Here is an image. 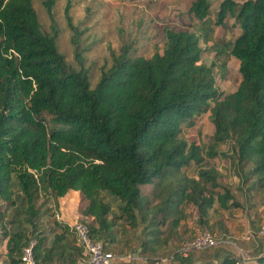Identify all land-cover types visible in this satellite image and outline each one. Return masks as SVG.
I'll return each instance as SVG.
<instances>
[{
	"label": "trees",
	"instance_id": "1",
	"mask_svg": "<svg viewBox=\"0 0 264 264\" xmlns=\"http://www.w3.org/2000/svg\"><path fill=\"white\" fill-rule=\"evenodd\" d=\"M57 1L42 0L50 16ZM70 6L67 0L73 26ZM189 12L208 22L209 0H193ZM229 16L241 32L224 40L225 48L218 41L213 47L239 61L242 78L234 91L217 87L215 60L202 61L201 37L171 28L149 55L139 53L137 41L113 51L111 66L93 85L77 47L79 69L60 52L58 29L43 30L34 0H0L3 264H23L31 241L36 264H74L86 256L70 224L54 212L49 224L42 220L48 201L57 207L71 190L88 200L82 216L92 238L117 255L130 250L113 244L121 221L124 230L143 222L148 237L138 253L151 262L162 256L160 244L182 246L190 229L187 205L196 207V222L205 230L225 234V212L244 208L245 191L222 182L215 166H201L196 176L182 171L204 156L229 157L241 184L251 183L264 205V0H222L216 25L226 27ZM206 112L214 128L208 144L183 138V126ZM104 192L119 199L117 211ZM211 210L218 215L213 223ZM180 248L172 256L176 264H193V252L183 256ZM218 264L239 260L227 254ZM249 264H264V253Z\"/></svg>",
	"mask_w": 264,
	"mask_h": 264
},
{
	"label": "rangeland",
	"instance_id": "2",
	"mask_svg": "<svg viewBox=\"0 0 264 264\" xmlns=\"http://www.w3.org/2000/svg\"><path fill=\"white\" fill-rule=\"evenodd\" d=\"M192 1L71 0L69 14L72 17L73 26L69 25L66 18L65 7L67 0L57 1L53 8V16L47 13V10L42 4V0H34V6L38 12L43 30L45 32H51L52 25L58 29L57 44L60 52L64 54L66 62L70 66L79 69L80 65L76 58L77 47L78 51L82 54L83 64L89 71L93 85L99 80L102 70L111 66L113 51L119 52L124 45H129L133 41H137L135 46H139V53L149 55L155 49V44H158L160 46L159 48L163 46L165 42V29L171 28L177 31L189 30L197 33L201 37V45L203 48L202 61L210 64L215 60L214 71L217 87L225 93L234 91L242 78L239 70V61L234 56L226 55V53L216 54L215 50L217 48L213 47V44L214 41H218L220 43L218 45L219 48H225L222 42L224 40H233L241 32V28L232 16H229L227 19L226 27L216 25L215 17L222 0H209V21L204 24L189 12V6ZM242 1L236 0V2ZM208 29H213V32L211 39L205 41L203 32L210 33ZM213 132L214 128L210 120V112H206L196 116L193 124H185L183 126L182 136L189 142L195 141L197 144L204 146L208 144ZM221 149L227 150V146L224 145ZM202 155H204V152ZM204 157L205 159L202 163L192 162L190 166L184 167L182 171L189 176H196L201 166H215L225 176L222 182H227L233 188L241 183L237 173L238 170L233 166L232 160L229 157L218 156L213 159ZM246 184H248V188L251 183ZM236 193L238 194L239 192L236 191ZM104 197L110 202L113 209L117 211L120 202L119 199L106 192H104ZM63 198L59 200L57 207H55L52 200H49L47 205L43 207V210L44 208H49L47 213L42 217L44 222L48 223V219L51 220L54 218L52 212L55 213L56 218L68 224H73L77 220L83 219L82 213L77 214L72 210L70 214L76 213V217L68 218L69 215L63 216L62 206L65 202L67 203V199L62 200ZM69 199L70 197H68ZM216 206L218 205L216 204ZM186 212L187 219L185 225L189 226L190 229L184 233L187 239L182 246L196 232L208 228L204 227L200 222H196L198 213L195 206L187 205ZM232 212L240 215H233ZM244 213L245 208H233L230 213L225 212V214H230L232 217L231 221L235 226V232H231V228L227 229V232L223 234L216 229L210 228L216 236L217 245L210 249L197 250L199 254H203L201 256L202 258L210 259L226 251L239 259L244 257V264H247V262L249 264L252 263L254 258L250 257L252 254L250 248L253 245L255 246L257 244L260 251H264V241L258 236V231L253 233L254 237H251V239L244 238L247 233L244 232L242 222L237 221L243 217ZM210 214V220L213 223L216 221L218 215L213 210H211ZM241 214L243 215L241 216ZM255 215L257 216L255 222L258 220L257 224L261 227L264 223V213L258 209L255 211ZM143 229V222H139L136 229L129 227L128 230H124L123 221L115 229V243L113 244H116L120 249H125L126 245L130 246V250L126 254L121 255L124 257L122 259L124 263L129 264V260L133 259L134 256L141 257L138 249L141 250L142 243L148 237L143 236ZM255 230H257V226ZM228 240L231 242H227ZM160 245L159 252L160 254L162 253V256H159L160 259L165 258L166 260L164 261L170 262L174 252L178 250V242L174 241L170 246L166 244ZM2 246L3 243H0V250ZM192 252L194 253L195 251ZM112 253L115 256L117 255L114 251ZM3 255L4 252L2 251L0 258L4 257Z\"/></svg>",
	"mask_w": 264,
	"mask_h": 264
},
{
	"label": "crops",
	"instance_id": "3",
	"mask_svg": "<svg viewBox=\"0 0 264 264\" xmlns=\"http://www.w3.org/2000/svg\"><path fill=\"white\" fill-rule=\"evenodd\" d=\"M239 184L242 187L240 193L245 191L244 194L242 195L243 201H244L245 213H244V215L241 214V216L243 215V217L239 218L237 221L242 222V224L244 226V232L245 233H248L249 231L254 233L255 231H258V229L260 228V225L257 224L258 220H257V222H255V220L257 219V216L255 215V211L259 209L264 213V205H261V202L259 201V196L257 195V193L253 189L247 188L248 184H246V183L244 185L241 183H239ZM239 184H238V186H239ZM68 197H70L69 200H68ZM64 199L65 200L67 199V203L65 202L62 206V214H63V216L69 215L68 218L76 217L77 216L76 213L81 214L82 210L88 204V200L86 198H83L82 194L79 191H75V190L69 191V193L62 200H64ZM71 210L75 211L76 213L70 214ZM232 214L237 215V216L240 215V214H235L234 212H232ZM231 219H232V217L229 214L226 221L224 223H221V225L227 229L232 228L231 232H235L236 231L235 226L233 225ZM256 226H257V230H255ZM216 230L220 231V229H218V228ZM245 237H246V235L244 236V238ZM253 237H254V235H253ZM227 242H231V241L228 240ZM179 247H182V246H178V248ZM2 251L5 253V244L4 243H3V246L1 247L0 255H1ZM250 251H252V254L250 255V257H255L258 254L264 253V251H260V248L257 246V244L255 246L253 245V247L250 248ZM227 254H229V253L224 251L222 254H220L216 257H212L210 259H207V258L205 259V258L201 257L203 254L201 255V254H199L198 251H195L192 255L193 264H218L220 261H222L224 259V257ZM2 258L4 259L5 256ZM2 258H0L1 264L3 262ZM171 258L172 259L170 260V262L164 261V260H166L165 258L158 259L155 262H151L145 257L134 256L133 259L129 260V264H168V263L169 264H172V263L176 264L175 263L176 261H174L173 257H171ZM122 259H124V257H122L121 255H116L112 264H126L122 261ZM244 259H245L244 257L242 259L238 258L239 264H244V262H243ZM130 261H132V262H130Z\"/></svg>",
	"mask_w": 264,
	"mask_h": 264
},
{
	"label": "built area",
	"instance_id": "4",
	"mask_svg": "<svg viewBox=\"0 0 264 264\" xmlns=\"http://www.w3.org/2000/svg\"><path fill=\"white\" fill-rule=\"evenodd\" d=\"M71 230L75 233L79 245L85 252V257L78 260L74 264H112L115 255L107 250L102 240L92 238L89 226L83 220H77L70 224ZM258 236L264 241V223L261 225L257 232ZM253 233L249 231L246 234V239H251ZM34 241L26 246L22 254L23 264H36L33 246ZM217 245L216 236L208 230H201L194 234L193 237L188 239L186 243L180 248L183 256H188L191 251L206 250Z\"/></svg>",
	"mask_w": 264,
	"mask_h": 264
}]
</instances>
